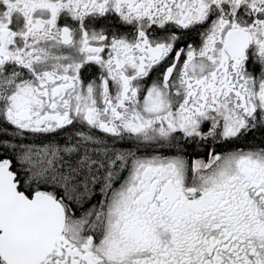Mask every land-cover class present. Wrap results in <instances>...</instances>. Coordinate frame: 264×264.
<instances>
[{
    "label": "snow or ice",
    "instance_id": "1",
    "mask_svg": "<svg viewBox=\"0 0 264 264\" xmlns=\"http://www.w3.org/2000/svg\"><path fill=\"white\" fill-rule=\"evenodd\" d=\"M0 264H264V0H0Z\"/></svg>",
    "mask_w": 264,
    "mask_h": 264
}]
</instances>
